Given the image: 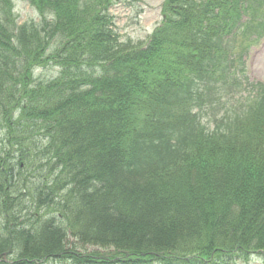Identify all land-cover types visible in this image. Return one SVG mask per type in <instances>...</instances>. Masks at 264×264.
I'll list each match as a JSON object with an SVG mask.
<instances>
[{"label": "trees", "instance_id": "obj_1", "mask_svg": "<svg viewBox=\"0 0 264 264\" xmlns=\"http://www.w3.org/2000/svg\"><path fill=\"white\" fill-rule=\"evenodd\" d=\"M20 1L40 21L0 0V264L264 261V0H166L143 48L115 36L128 0Z\"/></svg>", "mask_w": 264, "mask_h": 264}, {"label": "rangeland", "instance_id": "obj_2", "mask_svg": "<svg viewBox=\"0 0 264 264\" xmlns=\"http://www.w3.org/2000/svg\"><path fill=\"white\" fill-rule=\"evenodd\" d=\"M165 0H128L120 3L112 9V18L114 23L115 35L120 42L133 43L136 46H143L151 37L154 30L161 24L162 18V5ZM14 12L16 15L17 23L21 26L27 22L40 21V16L28 3L14 0ZM257 36L248 39L251 44L249 55L247 57V76L250 80L249 83L264 84V36L253 43ZM59 45L53 43L49 51H54ZM59 69L48 68L45 70H38L36 77L42 81L57 76ZM3 154V153H2ZM5 155H2L3 158ZM7 158V157H6ZM69 245L76 247L79 252H95L98 250L95 247H82L77 240L68 238ZM71 248V246H68ZM76 252V251H75ZM106 252V251H102ZM253 262L256 264H263L258 256H253ZM7 261L11 262L7 258Z\"/></svg>", "mask_w": 264, "mask_h": 264}]
</instances>
